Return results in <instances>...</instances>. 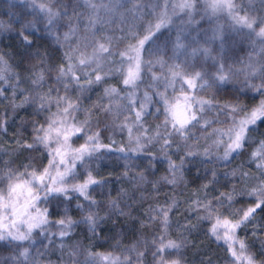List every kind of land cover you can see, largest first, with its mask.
I'll return each instance as SVG.
<instances>
[{
	"label": "snow or ice",
	"instance_id": "6c2138e0",
	"mask_svg": "<svg viewBox=\"0 0 264 264\" xmlns=\"http://www.w3.org/2000/svg\"><path fill=\"white\" fill-rule=\"evenodd\" d=\"M3 14L9 20H0V38L19 39L23 51L16 66L23 71H14L6 59L15 58L16 53L0 50V97L12 101V122L0 121V130L7 135L8 128L16 124L18 110H30L32 119L20 120L22 131L17 132L19 139L14 138L16 150L5 154L15 156L23 151L32 155L19 166L5 161L0 170V253H8L0 255V264H41L40 249L51 246L53 237L70 239L72 229L86 225L92 238H97V228L113 216L130 218L131 213L120 205L132 208L127 201L133 196L123 186L113 189L115 183L131 181L137 190L152 184L158 192L156 185L161 183L177 186L184 182L190 158L202 156L203 163L229 165L244 155L259 176L245 171L243 165L221 175L227 180L255 181L254 186L238 190L233 185L232 193H220L215 203L206 194L203 201L193 202V211L198 220L211 225L207 234L223 243L230 264H264L240 239V233L246 235L248 225L255 223V216L264 213V139L252 136L259 131L258 123L264 125V0L255 4L252 0H6ZM221 19L227 25L219 23ZM116 20L125 25L120 29L126 31L125 37L97 35L106 23ZM205 23L214 27L206 29ZM125 40L131 42L121 50L119 44ZM245 41L257 42L261 57H250L243 67H237L229 63V52ZM114 56L119 59H110ZM145 74L152 86L140 89ZM116 78L122 81V88L108 86ZM22 84L29 87L22 88ZM6 90L11 97L5 95ZM100 90L96 103L86 107L83 101ZM71 92L78 93L75 101ZM204 92L213 96L230 92L234 102L214 103L201 98L199 94ZM18 93L24 96L19 104L15 103ZM257 95L259 104L251 108L240 102ZM104 100L107 104L101 102ZM81 112L84 120L76 115ZM209 112L216 118L208 119ZM96 113L112 120L105 132L118 129L127 133V147L113 137L105 144L101 132L93 131L92 126L101 122ZM154 114L155 119L163 116V122L146 127L147 118ZM221 115L226 119L220 120ZM218 123L226 126L217 128ZM25 126H30V143L23 135L28 130ZM196 128L207 133L205 141L212 142L202 153L190 142ZM81 139L85 142L74 147ZM155 144L160 145V155L151 151ZM246 145L254 150L249 152ZM173 149L182 156L179 163L171 159ZM106 158L124 161L123 167L129 170L140 167L134 161L147 160L153 174L156 163H166L169 175L149 180L144 172L131 176L124 172L118 179H98L97 161ZM211 177L213 183H219L215 168ZM203 188L207 193L208 186ZM113 191H118V197L113 198ZM237 196L254 200V206L232 210ZM145 199L140 196L141 201ZM176 204L172 198L170 205L150 207L145 213L148 222L134 221L140 225L139 239L126 251L134 253L135 260L96 253L77 243L71 246L69 264H186L182 256L196 226L183 225V238H171L170 212ZM225 207L232 218L224 214ZM72 212L78 220L72 218ZM53 226L61 231L50 232ZM148 228L150 236L144 231ZM135 230L130 228V232ZM258 230L264 231L253 230V237ZM60 249L64 250L63 244ZM173 255L177 258H168ZM260 255L264 256V240Z\"/></svg>",
	"mask_w": 264,
	"mask_h": 264
},
{
	"label": "trees",
	"instance_id": "16d2710c",
	"mask_svg": "<svg viewBox=\"0 0 264 264\" xmlns=\"http://www.w3.org/2000/svg\"><path fill=\"white\" fill-rule=\"evenodd\" d=\"M68 2H75V0H68ZM198 2H202V0H198ZM238 2L247 3V0H238ZM252 2L258 3V0H252ZM6 5V0H0V20L8 21L9 17L3 14L4 6ZM219 23L227 25L228 21L225 19H221ZM83 27V26H82ZM125 25L121 24L119 20H116L113 23H106L97 35H110L116 38L125 37L127 35L126 31H121V28H124ZM204 28L214 27L213 25H209L205 23L203 25ZM66 30V29H65ZM194 34V33H193ZM34 39V37H30ZM131 41L125 40L124 43L119 44V48L122 50L127 43ZM11 45V47H10ZM115 46V45H114ZM211 46V45H210ZM215 47V46H212ZM261 46L258 45L255 41H245L242 44H238L234 50L229 52V56L231 59L229 63H234L237 67H243L244 61H248L249 58H254V60H259L261 57V52L259 50ZM255 48V50H254ZM0 50L3 52L12 51L16 53L15 58L6 57L9 60V63L12 65L13 70L16 72L23 71L22 68L16 66V60L19 59V54L23 51V47L19 44V39L12 40L10 38H0ZM171 55V53H169ZM110 59L118 60V56L111 57ZM254 62V61H253ZM157 75H160V71L158 69H154ZM145 83L140 85V89L150 88L152 86V82L147 74L144 75ZM53 86L55 87L54 81H52ZM254 83H259V81H254ZM108 86H115L117 88H122V81L118 78L112 79L109 81ZM22 88L29 87L26 84L21 85ZM163 91V89L161 88ZM47 91V89H45ZM171 94V93H169ZM5 95L11 97L12 93L10 91H5ZM55 95V93H53ZM60 95H64L63 90L61 89ZM70 97L73 101L76 100L78 93L71 92L69 93ZM102 95V90L95 92L92 94L90 100L83 101L86 107L91 108L93 104L96 103L97 97ZM179 95V92H177ZM202 99L212 100L214 103L225 104L227 102H234V97L229 93L217 94L213 96L211 92H204L199 94ZM261 97L257 95L256 99H251L250 97H243L241 99V103L247 105L249 108L252 106L259 104V100ZM24 100V96L17 94V99L15 103L19 104ZM102 103L107 104V101H101ZM11 100H4L0 97V121L7 120L9 124L12 122V110H11ZM53 112L56 111L55 108L52 109ZM217 112L220 110L217 109ZM30 112V110H29ZM29 112L24 110H18L17 112V120L14 127H9L7 130V135L4 134L2 130H0V170L4 168V162L12 160L14 162V166H19L21 164H26L29 161L26 157L32 155L28 152L20 151L15 156L6 155L5 152H13L16 150L17 146L15 143V139H19L17 136L18 131H22L20 126V120L27 117L29 120L32 117L29 115ZM7 113V115H5ZM78 120H84L85 116L83 112L76 114ZM128 115H131L129 113ZM96 116L101 121L99 126L93 125V131H100L101 138L104 143H109L108 137H113L117 141H123V146L127 147V133H121L118 129L114 131L105 132L106 125H111L112 120L110 117H106L100 113H96ZM155 114L151 117H148L145 123L146 127H153L155 125L161 124L163 122L164 117L160 116L159 119L154 118ZM213 113L209 112L208 119H214ZM123 119V118H122ZM220 120H225L226 117L221 115L219 116ZM43 123V121H41ZM230 123V121H229ZM217 128L225 127V124H215ZM259 131L252 133L254 139H264V125H259ZM28 130L23 131V135L28 137L27 142H31V131L30 126H25ZM211 129H208L210 132ZM191 135L194 138L190 141L192 145L196 146L195 151L198 153L200 146H202L203 137L207 135L206 132L202 131L200 128H196L192 130ZM15 138V139H14ZM85 142L84 139H81L78 143L74 142V147H79L81 144ZM160 145L155 144L151 147V151L160 155L159 152ZM200 149V150H198ZM246 149L251 152L254 150V147H249L246 145ZM171 159L176 163L180 162L182 156L175 154V149L172 150ZM35 155H40L36 153ZM203 157L198 158H190L187 160L184 169V177L185 180L183 183L173 186L171 184L161 183L160 185H156L159 187V191H153V185L148 184L145 185L144 188L139 190L136 189V186L127 180H122L120 183H115L111 185L113 189L118 190L121 186L125 188L130 194H132L133 198L127 203L133 205L132 208L124 207V203H121L120 207L124 208L125 212H130L131 217L125 218L124 216H113V218L100 227L97 228V238H92V234L87 231L86 225H80L72 229L71 238H66L64 240H60L57 237H53V243L51 246L45 245L40 249L41 256L38 259L41 261V264H69V252L74 250L71 246L76 245L77 243L83 244L85 247L90 248L91 251L96 253H108L114 256H120L121 258L129 257L135 260L134 253L127 252L126 249L130 248L134 243H136L139 239V229L140 225L138 223L134 224V221L146 220L145 213L148 212L150 207L160 206L164 207L171 204L172 198H175L177 204L172 208L170 212L171 223L172 226L170 228L171 238L174 240H181L184 234L183 225L191 224L196 226V230L190 234L188 237L189 243L185 248L182 258L185 260L186 264H205L206 261L212 260L214 264H230L228 261V256L226 252V248L223 246L222 242H216L212 237L207 234V230L211 227V225L207 222H203L198 220L197 215L193 211V202L196 199L201 201L204 200L205 195L207 194V198L212 200L213 203L216 202V198L220 196V193H232V186L235 185L238 190H243L246 186L251 187V181H240L236 179L227 180L221 174L226 171H231L233 168L239 169L241 165H243L245 171H248L252 174L251 169L253 166H249L248 160L249 156L244 155L236 160H234L229 165H221V164H211V163H203ZM45 166L47 165V161H44ZM100 167V175L97 176L99 179L100 176L109 177L112 179H118L121 173L129 172L131 176L134 172H144L149 180H160L163 176H168V166L166 163H156L155 164V172L148 171V163L147 160H138L133 163L139 164L140 167H134L129 170L123 167L124 161L118 158H106L102 161H97ZM216 169V175L219 180V183H213L211 177V169ZM23 171V168H20ZM207 173V174H206ZM95 174V173H94ZM204 185H207V193L203 188ZM2 187V185H0ZM118 191H113V198L118 197ZM145 196V200L141 201L140 196ZM97 200L102 199L100 196L95 195ZM106 199V198H105ZM255 201L250 200L247 197L240 198L237 196V202L232 205V210H239L241 208H247L250 206H254ZM224 214L232 218L229 212V209L225 207L223 209ZM102 214H104L102 212ZM156 215V213H153ZM203 216V212L200 213ZM71 216L73 219H79V216L72 212ZM62 218L61 216H52V220H58ZM150 223V222H149ZM130 228L136 229L135 231L130 232ZM255 229H264V213H259L255 216V223L249 224L248 228L244 232L240 233V239H243L249 245V250L251 253H254L257 257V261L264 260V256L260 255V242L264 240V231H256V236H252V231ZM52 233H59L61 230L58 227H51L49 229ZM146 236L151 235V228L144 229ZM102 237L103 239H101ZM120 244L121 247H116L117 244ZM64 245V250L61 251L60 245ZM139 246V245H138ZM142 247V246H141ZM143 250V248H142ZM8 253H0V255H7ZM169 259H176L177 256H169ZM147 261L151 260V257L148 256ZM74 264V261H73ZM140 264H146L145 261L140 262Z\"/></svg>",
	"mask_w": 264,
	"mask_h": 264
},
{
	"label": "rangeland",
	"instance_id": "374dc122",
	"mask_svg": "<svg viewBox=\"0 0 264 264\" xmlns=\"http://www.w3.org/2000/svg\"><path fill=\"white\" fill-rule=\"evenodd\" d=\"M211 143H212L211 140H208V141L203 140L202 146H200V149L202 148V150L198 149V150H200L199 152H203L205 150V148H207ZM249 166H253V168L251 169L252 174L254 176H259V173L257 172L255 166L252 164H249ZM251 183H252V186H254L255 181H251Z\"/></svg>",
	"mask_w": 264,
	"mask_h": 264
}]
</instances>
